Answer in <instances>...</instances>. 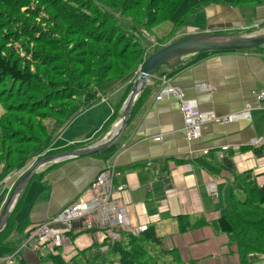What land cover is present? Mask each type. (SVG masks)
<instances>
[{"label": "crops", "instance_id": "crops-1", "mask_svg": "<svg viewBox=\"0 0 264 264\" xmlns=\"http://www.w3.org/2000/svg\"><path fill=\"white\" fill-rule=\"evenodd\" d=\"M263 24L264 6L212 5L193 15L171 41L206 32L245 35L251 29L258 34ZM166 85L184 92L187 99L197 102L202 112H213L218 118L238 114L245 105H250L252 119L229 125L206 124L201 139L190 143L178 99L162 102L155 99ZM149 87L152 92L145 96ZM147 88L124 134L110 148L96 155L48 165L38 172L20 197V208L14 216L16 222L27 220L24 234L35 225L48 222L79 197L88 196V187L102 171L117 166L123 174L117 183L125 187L121 198L128 208L131 230L155 228L163 247L177 250L182 264H240L237 246L213 224L227 213L232 188L244 183L246 173L251 172L257 184L264 185V149L249 145L253 139L264 136V100L257 96L264 92V53L188 55L160 69ZM127 89V84L120 85L76 113L55 134L51 151L88 148L107 137L119 121ZM115 112L118 120L106 132L102 131ZM158 137L162 140L156 142ZM225 146L239 150L223 152L220 156ZM30 162L20 170H28L33 165L29 166ZM20 170L0 184V212ZM33 181L36 183L31 185ZM213 182L217 197L208 189ZM170 190L173 193L166 194ZM178 217L188 219L194 229L180 230ZM201 224L205 226L200 227ZM75 227L79 228V224ZM104 241L105 235L100 230L86 232L75 238L71 246L61 249L60 257L68 263L79 257L80 252ZM14 254L5 258L0 255V264H7ZM22 259L26 264H42L41 257L30 250L15 257L13 264ZM250 261L264 264V257L252 254Z\"/></svg>", "mask_w": 264, "mask_h": 264}, {"label": "trees", "instance_id": "trees-1", "mask_svg": "<svg viewBox=\"0 0 264 264\" xmlns=\"http://www.w3.org/2000/svg\"><path fill=\"white\" fill-rule=\"evenodd\" d=\"M122 1L128 5H121ZM212 5L259 7L264 0H0V88L16 92V98L27 102H20V108L4 106L0 118V184L33 158L58 154L50 149L55 134L104 94L127 84L126 100L145 61L173 42L188 19ZM13 7L19 9L16 15ZM10 19L15 23H9ZM164 23H171L174 30L161 41L152 28ZM12 43L30 60L22 58L14 46L8 50L2 46ZM79 49L85 58L76 56ZM250 51L264 53V46ZM151 92L147 88L145 96ZM12 111L22 117L10 116ZM117 113L102 131L115 124ZM43 120L53 123L51 130L41 124ZM20 199L0 236V247H18L24 240L28 222L14 218ZM177 220L180 230L194 229L188 219ZM213 226L237 246L240 264H252V254L264 257V185L257 184L254 174L246 173L244 183L233 186L227 213ZM100 247L94 245L68 263L60 256L41 258V263L182 264L177 250H166L152 227L138 236L123 232L122 240L107 254L94 253ZM18 262L26 264L23 259Z\"/></svg>", "mask_w": 264, "mask_h": 264}, {"label": "built area", "instance_id": "built-area-1", "mask_svg": "<svg viewBox=\"0 0 264 264\" xmlns=\"http://www.w3.org/2000/svg\"><path fill=\"white\" fill-rule=\"evenodd\" d=\"M257 96L259 100H264V92ZM169 98H176L180 102L184 132L190 143L201 139L202 129L206 124L222 123L229 125L240 120L252 119V107L250 105H245L242 112L227 118H218L213 112H202L195 100L187 99L184 92L171 85H166L160 89L155 99L157 102H162ZM160 140H162L161 137L155 139L156 142ZM249 145L253 149H264V136L253 139ZM232 150L238 151L239 148L225 146L222 148L220 156L223 152ZM204 154H208V151H204ZM121 175L115 166H110L102 171L88 187V196L79 197L53 219L35 225L28 230L27 236L21 242L16 255H20L25 250H30L43 259L62 256L61 249L73 244V235L94 230H100L105 235V241L99 249L94 250V253L107 254L111 247L122 240L123 232H129L135 236L145 232L147 227L139 230L130 229L128 208L121 198L125 187L123 184L117 183V179ZM208 189L212 196H218L216 183H211ZM171 193H173L172 190L166 192L168 195ZM76 222L81 224L79 228L75 227ZM15 257H9L7 264H13ZM49 263L50 261L47 264Z\"/></svg>", "mask_w": 264, "mask_h": 264}, {"label": "water", "instance_id": "water-1", "mask_svg": "<svg viewBox=\"0 0 264 264\" xmlns=\"http://www.w3.org/2000/svg\"><path fill=\"white\" fill-rule=\"evenodd\" d=\"M261 46H264V33L234 35L206 32L176 40L165 46L159 52L150 56L141 66L137 79L134 82L132 90L122 108L119 121L112 128L107 137L88 148L62 152L36 160L29 170L19 177L13 185L8 199L0 212V236L4 233L22 193L41 169L51 164L81 159L102 153L120 139L127 129L132 119L133 112L145 89L149 85L150 79L154 77L158 70L162 69L164 66H169L172 63L174 64L182 57L192 54L238 51L248 53L250 50Z\"/></svg>", "mask_w": 264, "mask_h": 264}, {"label": "rangeland", "instance_id": "rangeland-1", "mask_svg": "<svg viewBox=\"0 0 264 264\" xmlns=\"http://www.w3.org/2000/svg\"><path fill=\"white\" fill-rule=\"evenodd\" d=\"M123 4H127V2L126 1H122V3H121V5H123ZM128 5V4H127ZM249 8H253V7H249ZM25 9L26 8H20V10L22 11L23 10V12L25 11ZM28 9V8H27ZM6 10L10 13V9H7L6 8ZM16 12L18 13L19 12V9H18V7H13V13H14V15H16ZM13 15V16H14ZM30 15H33V13H32V10L30 9ZM14 18H16L15 16H14ZM39 22H41V19H39ZM189 22V19H188V21H187V23ZM9 23H15L14 21H12L11 19L9 20ZM252 24V23H251ZM45 26V25H44ZM252 26H253V24H252ZM261 28L262 29H260L259 31V33H264V24L261 26ZM173 30H174V27H173V25L171 24V23H164V24H161V25H159V26H157V27H153L152 28V31L155 33V35L159 38V39H161V41L163 40V39H167V37L169 38V35H171L172 33H173ZM258 33V32H257ZM251 34H254V32L253 33H251ZM251 34H249V35H251ZM72 38H77V37H72ZM150 40H153L152 38H150ZM71 41L73 42V39H71ZM154 41V40H153ZM173 42H174V40H173ZM6 43V42H5ZM172 43V42H171ZM168 44H170V43H168ZM167 44V45H168ZM3 46V48L5 49V50H8V49H10V47H12V46H14L15 47V50H17L18 51V53L20 54V56L22 57V58H25V59H27V60H30L29 59V56L23 51V50H21V48L18 46V45H15L14 43H12V44H3L2 45ZM81 51L82 50H80L79 49V51H78V54L76 55L78 58H79V56H81L82 58H85V56H82L81 55ZM86 60V59H85ZM89 64V63H88ZM160 70H158L157 71V73L159 72ZM117 87H120L119 85L117 86ZM117 87H115V88H117ZM114 90V89H113ZM112 91V90H111ZM110 91V92H111ZM14 94L16 95L15 97H14ZM17 95L18 94H16V92L15 93H11V91H9V90H7L6 88H0V118H1V116L2 115H4L5 114V107L4 106H6V105H11V106H13V107H15V108H20V106L22 105H19L20 104V102H26L25 100H23L22 98H19V96H18V98H16L17 97ZM30 94H28V95H26V96H29ZM13 96V97H12ZM27 103V102H26ZM10 116H15V117H22V115H19V111L18 112H11V114H10ZM44 121V120H43ZM41 122V124L42 125H45V126H49V128H50V130L52 129V125H53V123L51 122V121H48V120H45L44 122ZM17 129V128H16ZM37 159H35V158H33L32 160H31V162H30V164H29V166L30 165H32L35 161H36ZM112 167V166H111ZM115 167H117V166H115ZM118 168V167H117ZM29 170V169H28ZM25 172H27V170H20V172H19V175L17 176L16 175V178H15V182H14V184L16 183V181L19 179V177L21 176V175H23ZM121 174H122V172H121ZM123 175V174H122ZM33 183L35 184L36 183V181H33L32 182V184L31 185H33ZM13 184V185H14ZM125 191V190H124ZM226 215V214H225ZM16 217H17V215H16ZM53 219V218H52ZM76 225H78L79 224V227L81 226V224L79 223V222H76L75 223ZM135 230V229H134ZM25 237L23 238V239H25L26 238V236H27V234H23ZM23 235H21V237H23ZM18 243V242H17ZM19 248H20V245L18 246V247H11V246H3V247H0V255H1V257L2 258H5L6 256L8 257V256H10L13 252L15 253L14 255L18 258L19 257V255L17 256L16 254H17V252H18V250H19ZM78 261H80V260H78ZM15 263L16 264H19V262L17 261V260H15Z\"/></svg>", "mask_w": 264, "mask_h": 264}, {"label": "bare ground", "instance_id": "bare-ground-1", "mask_svg": "<svg viewBox=\"0 0 264 264\" xmlns=\"http://www.w3.org/2000/svg\"><path fill=\"white\" fill-rule=\"evenodd\" d=\"M67 207V206H66Z\"/></svg>", "mask_w": 264, "mask_h": 264}]
</instances>
